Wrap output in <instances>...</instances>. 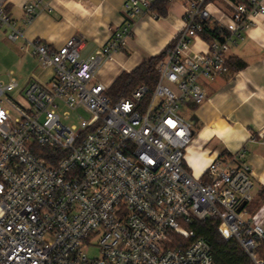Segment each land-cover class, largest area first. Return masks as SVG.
<instances>
[{
  "label": "built area",
  "instance_id": "2783aa9c",
  "mask_svg": "<svg viewBox=\"0 0 264 264\" xmlns=\"http://www.w3.org/2000/svg\"><path fill=\"white\" fill-rule=\"evenodd\" d=\"M155 1L126 0L122 24L86 58L80 35L57 49L28 40L25 49L52 70L48 80L0 79V264H216L194 227L210 219L251 264H264V215L246 206L254 184L244 151L194 177L185 164L194 130L182 115L206 99L203 84L264 21V0H180L182 26L164 48L149 100L139 84L113 101L96 73L130 43L138 19L159 16ZM40 4L24 3V24ZM4 6L0 25L15 42L23 32ZM195 37L205 50H192ZM61 110L78 123H64Z\"/></svg>",
  "mask_w": 264,
  "mask_h": 264
},
{
  "label": "crops",
  "instance_id": "0c3cea01",
  "mask_svg": "<svg viewBox=\"0 0 264 264\" xmlns=\"http://www.w3.org/2000/svg\"><path fill=\"white\" fill-rule=\"evenodd\" d=\"M27 1L5 0L4 6L22 29L23 36L18 40L24 53L31 55L25 49L28 40L40 39L57 49L71 36L80 35L84 39L80 55L86 58L107 43L111 33L122 24L126 0H41L31 22L24 24L23 5ZM177 1L167 5L165 16L138 19L130 43L102 60L96 80L109 87L120 73L130 72L163 51L182 26L184 8ZM230 57L244 61L245 65L237 70L227 66L214 81L203 84L206 99L196 105L188 118L194 141L186 151L185 164L191 173L200 176L209 162L223 152L243 150L252 171L251 201L262 199L256 211L260 209L264 215V21L258 20L249 28L244 40L230 50ZM51 75L52 70L42 65L23 79L13 71L8 74L19 83L31 76L46 81ZM9 78L0 76L5 81Z\"/></svg>",
  "mask_w": 264,
  "mask_h": 264
},
{
  "label": "trees",
  "instance_id": "16d2710c",
  "mask_svg": "<svg viewBox=\"0 0 264 264\" xmlns=\"http://www.w3.org/2000/svg\"><path fill=\"white\" fill-rule=\"evenodd\" d=\"M166 0H157L152 8L157 11L158 15L165 16L167 14ZM211 24V23H208ZM205 35V33H203ZM170 44V43H169ZM164 56V50L159 54L151 56L146 61L139 64L130 72L120 73L107 89V94L111 100H117L121 97H126L131 94V91L139 84H145L148 87L144 100H149L151 90L158 79L157 64ZM245 65V62L235 57H230L227 61V66L231 70H237ZM222 155H230L223 152ZM259 205L258 201L247 203L249 212H253ZM217 221L204 220L194 224L196 233L199 237L206 240L211 248V253L216 264H251V261L242 248L234 241H224L216 230ZM264 257V251H261Z\"/></svg>",
  "mask_w": 264,
  "mask_h": 264
},
{
  "label": "rangeland",
  "instance_id": "374dc122",
  "mask_svg": "<svg viewBox=\"0 0 264 264\" xmlns=\"http://www.w3.org/2000/svg\"><path fill=\"white\" fill-rule=\"evenodd\" d=\"M176 0L173 4H177ZM173 7V5H171ZM8 30L0 25V76L2 78H9V71H13L16 77H21L22 79L30 73L37 66H40V61L27 53H24L20 48V40L9 41L7 39ZM192 50L202 51L205 50L207 44L199 37H195L191 44ZM196 107L194 104H189L188 108H183L182 115L186 118H190L193 113V109ZM65 109V108H64ZM63 110V109H62ZM60 111L61 120L66 124H77L78 118L73 111H70L68 118H64V115ZM194 177H198L196 174L191 173ZM259 205L254 211L260 206L262 199H257ZM88 255L97 256L98 250L95 247H91L87 250Z\"/></svg>",
  "mask_w": 264,
  "mask_h": 264
}]
</instances>
